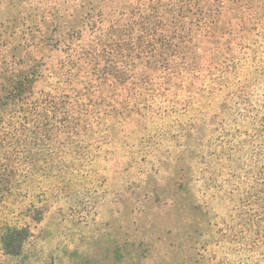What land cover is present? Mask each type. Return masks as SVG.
<instances>
[{
	"label": "trees",
	"instance_id": "16d2710c",
	"mask_svg": "<svg viewBox=\"0 0 264 264\" xmlns=\"http://www.w3.org/2000/svg\"><path fill=\"white\" fill-rule=\"evenodd\" d=\"M78 1L0 0V205L15 200L25 179L77 177L87 161L110 156L157 78L181 66L189 88L203 69L220 82L222 62L208 57L242 58L259 48L254 35L264 38V0H97L68 29L60 12ZM257 115L224 228L208 231V207L187 188L153 186L178 217L169 253L183 257L177 264H264V105ZM157 175L154 163L147 185ZM24 213L40 223L45 209ZM31 236L28 224L1 223L0 257L24 262Z\"/></svg>",
	"mask_w": 264,
	"mask_h": 264
},
{
	"label": "rangeland",
	"instance_id": "374dc122",
	"mask_svg": "<svg viewBox=\"0 0 264 264\" xmlns=\"http://www.w3.org/2000/svg\"><path fill=\"white\" fill-rule=\"evenodd\" d=\"M95 2L79 0L60 12L61 22L77 28ZM253 37L259 46L254 53L208 57L222 62L214 71L220 82L212 83L203 69L189 88L181 66L167 81L157 78L144 110L125 125L111 155L87 161L77 177L25 179L15 200L0 205V224L30 225L21 264L181 263V255L169 254L180 234L172 201L151 191H166L173 182L208 207L210 233L224 228V203L247 171L255 115L264 105V38ZM154 163L158 175L149 186ZM30 206L45 209L40 223L24 215ZM7 263L0 257V264Z\"/></svg>",
	"mask_w": 264,
	"mask_h": 264
}]
</instances>
